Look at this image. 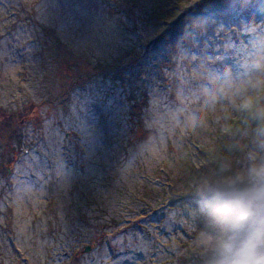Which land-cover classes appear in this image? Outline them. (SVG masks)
I'll list each match as a JSON object with an SVG mask.
<instances>
[{
    "label": "rangeland",
    "instance_id": "rangeland-1",
    "mask_svg": "<svg viewBox=\"0 0 264 264\" xmlns=\"http://www.w3.org/2000/svg\"><path fill=\"white\" fill-rule=\"evenodd\" d=\"M172 1L0 0V264H185L200 218L165 183L196 175L201 149L226 160V131L264 99V0H232L165 62L152 36ZM131 49L138 64L117 63ZM252 142L238 168L264 166Z\"/></svg>",
    "mask_w": 264,
    "mask_h": 264
},
{
    "label": "trees",
    "instance_id": "trees-1",
    "mask_svg": "<svg viewBox=\"0 0 264 264\" xmlns=\"http://www.w3.org/2000/svg\"><path fill=\"white\" fill-rule=\"evenodd\" d=\"M232 0H173L172 3L156 14V30L152 41L164 49V61L173 62L176 57L183 55L191 57V51L195 49L196 43L204 36L210 21L214 20L221 11H224ZM117 58V63L128 60L130 65L138 64L139 54L135 49L125 50ZM102 65L101 61L94 64L95 68ZM137 81L144 83V73L138 71ZM142 96L131 95L134 100L132 114L137 115L149 105V92L143 85ZM70 94H67V99ZM264 97V96H263ZM139 120L142 121V118ZM14 122H11V126ZM245 132H249L254 146L264 140V99L255 110L248 111L243 118L232 122L225 136L229 140L223 141L222 152L226 160L218 159L205 149L200 150L199 166L195 168L193 175L184 183H165L168 188L164 191L162 198L169 204L190 203L195 208L198 229L189 233V238L184 241L186 247L185 264L187 257L189 264H215L223 241L231 235V222L223 211V195L234 188L247 187L250 183V172L261 165L248 168L244 164L238 168L239 163L231 157L234 146ZM255 147V146H254ZM205 155V157H204ZM211 163V166H210ZM218 179V180H216ZM202 218V221H201ZM79 220L84 222L83 217ZM134 222V221H133ZM136 227V222L133 223ZM105 237L107 233L103 234ZM188 242V244H187Z\"/></svg>",
    "mask_w": 264,
    "mask_h": 264
},
{
    "label": "clouds",
    "instance_id": "clouds-1",
    "mask_svg": "<svg viewBox=\"0 0 264 264\" xmlns=\"http://www.w3.org/2000/svg\"><path fill=\"white\" fill-rule=\"evenodd\" d=\"M250 178L247 187L222 196L232 227L215 264H264V166L251 170Z\"/></svg>",
    "mask_w": 264,
    "mask_h": 264
},
{
    "label": "water",
    "instance_id": "water-1",
    "mask_svg": "<svg viewBox=\"0 0 264 264\" xmlns=\"http://www.w3.org/2000/svg\"><path fill=\"white\" fill-rule=\"evenodd\" d=\"M91 249V246H86L85 251H89Z\"/></svg>",
    "mask_w": 264,
    "mask_h": 264
}]
</instances>
